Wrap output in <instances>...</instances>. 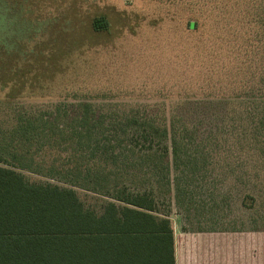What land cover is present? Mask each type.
Segmentation results:
<instances>
[{
    "label": "rangeland",
    "instance_id": "1",
    "mask_svg": "<svg viewBox=\"0 0 264 264\" xmlns=\"http://www.w3.org/2000/svg\"><path fill=\"white\" fill-rule=\"evenodd\" d=\"M258 1L31 0L26 16L48 23L42 39L56 67L25 98L7 103L0 93V127L12 124L16 105L71 112L87 103L120 120L147 118L166 130V157L156 146L138 153L122 139L113 146L126 170H105L112 182L156 192L173 229L175 264H264V106L251 103L264 96V23L252 14ZM101 16L108 29L95 32L91 22ZM191 18L199 26L187 32ZM64 146H49L37 160H67L75 144ZM78 194L95 210L107 200Z\"/></svg>",
    "mask_w": 264,
    "mask_h": 264
},
{
    "label": "trees",
    "instance_id": "2",
    "mask_svg": "<svg viewBox=\"0 0 264 264\" xmlns=\"http://www.w3.org/2000/svg\"><path fill=\"white\" fill-rule=\"evenodd\" d=\"M252 5L253 22L264 23V0ZM29 6L34 7L31 0H0V21L5 15L0 28V93L7 103L33 94L42 77L56 67V55L42 39L48 23L44 28V22L30 21ZM108 26L103 16L91 22L95 32ZM198 26L199 20L191 18L185 29L192 32ZM262 97L251 103L264 106ZM10 111L12 124L0 127V264H175L173 229L169 215L159 209L156 192L112 182L105 170L117 164L120 171L126 170L113 146L122 139L138 153L156 146L154 152L166 157L164 128L151 126L139 115L121 120L105 116L87 103L71 112L62 105L50 112L21 105ZM260 125L264 128V121ZM67 140L75 144L67 160H37L44 149L66 147ZM172 145L176 158V142ZM68 164L73 167L68 169ZM25 173L65 186L32 181ZM78 189L107 200L99 210L92 209Z\"/></svg>",
    "mask_w": 264,
    "mask_h": 264
}]
</instances>
